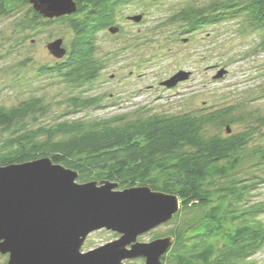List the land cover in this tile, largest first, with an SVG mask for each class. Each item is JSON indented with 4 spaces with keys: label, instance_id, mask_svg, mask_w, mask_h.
I'll return each mask as SVG.
<instances>
[{
    "label": "trees",
    "instance_id": "1",
    "mask_svg": "<svg viewBox=\"0 0 264 264\" xmlns=\"http://www.w3.org/2000/svg\"><path fill=\"white\" fill-rule=\"evenodd\" d=\"M74 1L75 13L46 21L62 22L71 39L62 61L40 72L80 87L92 83L103 67L95 56L97 34L113 27L116 13L129 0ZM204 2L186 5L170 22L189 34L222 20L240 21L263 33L259 47L264 51V0ZM28 4L0 0V18ZM42 19L30 8L16 28L34 30ZM66 102L73 111L99 104L80 96ZM45 111L37 98L0 107V133L6 134L0 141V167L50 158L77 172L79 183L109 181L119 190L149 187L176 196L180 210L164 234L173 238V244L162 264H252L251 258L264 248V200L254 201L252 195L264 185V115H249L251 123L234 133L230 125L241 118L233 115L232 107L28 126ZM222 128L224 136L210 133Z\"/></svg>",
    "mask_w": 264,
    "mask_h": 264
},
{
    "label": "rangeland",
    "instance_id": "2",
    "mask_svg": "<svg viewBox=\"0 0 264 264\" xmlns=\"http://www.w3.org/2000/svg\"><path fill=\"white\" fill-rule=\"evenodd\" d=\"M204 1L210 2L129 0L115 15L113 27L118 31L113 34L105 29L97 34L95 56L103 67L92 83L80 87L40 72L64 58L53 57L47 45L61 39L65 49L71 39L66 26L42 19L36 29L21 31L16 23L33 8L28 4L15 9L10 16L0 18V107L10 108L30 98L41 99L46 111L36 123L29 120L31 128L65 119L172 116L232 107L233 115L241 120L230 125L231 132L241 131L251 123L249 115H264V51L259 47L263 33L246 28L240 21L222 20L197 32L182 34L181 25L170 22L186 5ZM135 16H141V21L128 20ZM180 72L188 74V78L172 88L161 85ZM71 96L94 98L99 104L73 111L66 102ZM210 131L222 136L226 133L224 128ZM5 135L0 133V141ZM252 195L254 201L264 200V185ZM261 219L264 221V215ZM172 227L162 225L138 241L149 243L162 238ZM117 237L104 230L94 232L82 251L94 250ZM6 260L7 256L0 255V264H6ZM250 261L264 264V248ZM125 264H143V260Z\"/></svg>",
    "mask_w": 264,
    "mask_h": 264
},
{
    "label": "water",
    "instance_id": "3",
    "mask_svg": "<svg viewBox=\"0 0 264 264\" xmlns=\"http://www.w3.org/2000/svg\"><path fill=\"white\" fill-rule=\"evenodd\" d=\"M28 2L49 20L76 11L74 0ZM141 19L128 18L135 23ZM47 50L57 59L66 53L61 39ZM187 78L180 72L161 85L172 88ZM180 205L176 196L149 187L119 190L109 181L79 183L77 172L50 158L0 167V255L7 256L6 264H125L137 259L162 264L173 238L149 243L138 238L170 223ZM101 230L118 237L83 252L87 238Z\"/></svg>",
    "mask_w": 264,
    "mask_h": 264
}]
</instances>
